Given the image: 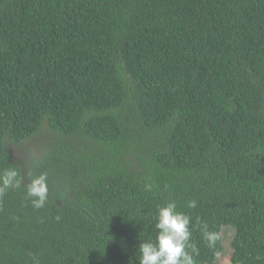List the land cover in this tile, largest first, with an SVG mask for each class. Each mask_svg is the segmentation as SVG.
I'll use <instances>...</instances> for the list:
<instances>
[{
	"label": "trees",
	"instance_id": "obj_1",
	"mask_svg": "<svg viewBox=\"0 0 264 264\" xmlns=\"http://www.w3.org/2000/svg\"><path fill=\"white\" fill-rule=\"evenodd\" d=\"M9 167L0 264H139L170 201L196 264L227 227L228 263L264 264V0H0ZM45 173L36 209L26 185Z\"/></svg>",
	"mask_w": 264,
	"mask_h": 264
},
{
	"label": "clouds",
	"instance_id": "obj_2",
	"mask_svg": "<svg viewBox=\"0 0 264 264\" xmlns=\"http://www.w3.org/2000/svg\"><path fill=\"white\" fill-rule=\"evenodd\" d=\"M47 181L48 177L45 173L32 178L26 185V197L36 209L45 207L48 201ZM20 186L21 181L15 168L9 167L0 171V195ZM151 187L146 184L145 190L151 191ZM187 207L195 208L196 201H189ZM190 225L191 217L178 211L174 201L159 207L155 216L154 227L157 230L155 240L140 243L139 264H196L195 256L199 255V249L191 241ZM200 229L206 246L215 249L220 235L210 231L206 222L200 223Z\"/></svg>",
	"mask_w": 264,
	"mask_h": 264
},
{
	"label": "rangeland",
	"instance_id": "obj_3",
	"mask_svg": "<svg viewBox=\"0 0 264 264\" xmlns=\"http://www.w3.org/2000/svg\"><path fill=\"white\" fill-rule=\"evenodd\" d=\"M222 239H223V246L225 248V251L223 254H220L217 256L216 263L215 264H230L228 263L230 252H231V242L234 237V231L232 228H223L222 232Z\"/></svg>",
	"mask_w": 264,
	"mask_h": 264
}]
</instances>
